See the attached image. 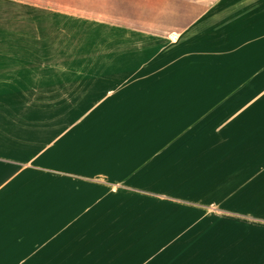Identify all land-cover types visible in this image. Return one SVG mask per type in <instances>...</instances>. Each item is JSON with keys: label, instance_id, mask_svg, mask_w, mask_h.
Instances as JSON below:
<instances>
[{"label": "crops", "instance_id": "0c3cea01", "mask_svg": "<svg viewBox=\"0 0 264 264\" xmlns=\"http://www.w3.org/2000/svg\"><path fill=\"white\" fill-rule=\"evenodd\" d=\"M99 1L134 4L62 13L110 19L136 8L134 26L104 28L120 35L118 43L94 48L116 52L39 79L40 93L79 106L77 116L63 125L49 119L34 139L26 129L16 138L8 122L0 137V264H129L127 242L132 260L147 264L160 249L145 256L143 247L169 232L175 209L225 218L234 230L216 235V247L185 252L183 264H264V236L255 235L264 233V218L226 205L254 177L255 157L253 113L229 122L257 102L264 139V0H142L138 8L139 0ZM124 63L122 72H107ZM223 110L230 112L207 139L209 121ZM16 142L22 152H9ZM118 192L133 195L135 216L101 224L131 234L92 238L96 219L84 215L101 199L119 203L123 197L106 196Z\"/></svg>", "mask_w": 264, "mask_h": 264}, {"label": "rangeland", "instance_id": "374dc122", "mask_svg": "<svg viewBox=\"0 0 264 264\" xmlns=\"http://www.w3.org/2000/svg\"><path fill=\"white\" fill-rule=\"evenodd\" d=\"M75 3L71 6L70 2L65 0H0V137L5 134L8 122L11 125L10 127L14 129L16 138H21L22 131L26 129L28 136L34 139L39 136L40 127L45 126L44 123L49 122V119H56L54 122L59 125L73 120L78 114L76 110L79 109V106L78 108L62 106L54 103L57 98H49L46 94L40 93L38 89L41 83L39 81L40 77L44 80L54 77L58 73H69L68 71L71 68L75 71L81 68L84 70V65L88 59L97 56L106 57L108 51L116 52L105 50L104 54H100L98 50L94 51V48L102 44L99 43L101 41L110 42L117 39L114 43H118L120 35L108 34L104 28L109 26L111 28V26H116L120 22L132 25L134 15L138 12L136 8L132 7L133 10H130L126 17L110 19L99 16L71 17L69 15L71 11L86 15L92 9H97V11L118 9L122 6H133L134 4L99 0L97 2L96 0H78ZM143 3L145 4L144 1L139 0L135 4L138 8L140 5L143 6ZM62 12H69V14L66 15ZM147 19L148 17H144L143 21L146 22ZM125 64L109 67L107 72L120 73L127 67ZM101 69L90 74H101L103 72ZM246 99L242 98L239 101L243 102ZM256 109L257 102L229 122L230 124H237L242 121L243 116L249 115L250 117V114L253 113L255 117V157L253 160L254 177L250 179L246 186L240 187L230 197L226 205L230 208L233 207L235 212L245 216L264 218L263 123L259 122ZM229 112L223 110L213 116L207 125L209 126L213 122L206 130L207 139L215 137L213 126L223 120ZM84 123H86V120H84ZM47 136L45 137L47 138ZM1 144L0 139V147ZM13 144L14 146L10 145L9 152H12L14 148L15 152L21 153L22 145L18 146L17 142ZM4 145V150L7 151L8 147L6 144ZM36 145L38 144L36 143ZM30 150V152L33 151L32 147ZM2 170L4 169H0V171ZM24 174L26 172L22 175ZM22 175L17 177L16 180L22 178ZM3 177V175H0V181ZM240 181L241 178L237 176L235 183ZM116 194H106V196L123 197L119 203L110 206L113 204L111 201L107 198L101 199L92 210L84 215V218H89L90 215L92 219H96L94 226L96 233L91 235L92 238L95 234L101 240L106 239L108 236L125 237L131 234L127 231L113 234H111V231L108 232V220L111 217H115L116 224H123L127 220H132L131 218L136 213L134 207L137 202L132 194L125 192ZM237 195H239V199ZM107 202L109 205L106 204ZM107 209L109 212H106L103 217L101 213H104ZM199 215H201V212L190 214L187 211L178 209L170 211L169 217L175 220L174 226L169 232L161 233L159 240L149 242L143 247L145 256H149V251L160 249V255L156 258H150L147 264H163L161 257L170 254L171 259L168 262L165 261L164 264H183L185 259L183 260L182 256L185 252H202L208 249L210 244L213 245L212 247L214 245L216 247L214 242L216 235L225 232L226 234H234V230L230 228L231 225H229L227 219L218 218L213 214L198 218ZM97 217H101L102 222L98 221ZM101 223L108 226L103 227L104 225L102 226ZM255 235L261 238L264 233L255 232ZM97 243L98 250L108 249L101 242L97 241ZM124 244L127 247L124 255H129L127 256L129 264H139V260H132L131 255H134L131 249L132 244L128 242ZM110 247L116 250L120 245L112 244ZM138 253L141 252L138 251ZM98 256H101V254H98ZM193 264H199V258H196Z\"/></svg>", "mask_w": 264, "mask_h": 264}]
</instances>
